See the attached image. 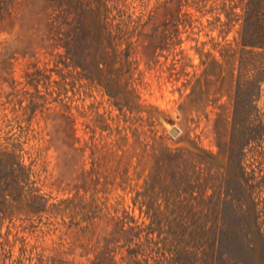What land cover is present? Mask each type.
Returning <instances> with one entry per match:
<instances>
[{
  "label": "rangeland",
  "instance_id": "1",
  "mask_svg": "<svg viewBox=\"0 0 264 264\" xmlns=\"http://www.w3.org/2000/svg\"><path fill=\"white\" fill-rule=\"evenodd\" d=\"M249 1L0 0V264H185L264 231Z\"/></svg>",
  "mask_w": 264,
  "mask_h": 264
},
{
  "label": "trees",
  "instance_id": "2",
  "mask_svg": "<svg viewBox=\"0 0 264 264\" xmlns=\"http://www.w3.org/2000/svg\"><path fill=\"white\" fill-rule=\"evenodd\" d=\"M262 0H250L243 7V13L238 14V19L242 18L241 32L242 36L245 35L250 27L254 25L252 14L255 8ZM224 153L228 151V147L223 150ZM232 206V205H231ZM254 215V211H252ZM252 219L253 231H245V234H240V230L227 229L221 236L213 232L212 242L208 244L207 251L204 252L202 258L195 259L191 257L186 260L185 264H264V231L261 232L260 228L256 226L257 218ZM247 235H251L247 238ZM231 238L234 242L227 243L223 240ZM180 259L175 260V264H183Z\"/></svg>",
  "mask_w": 264,
  "mask_h": 264
},
{
  "label": "water",
  "instance_id": "3",
  "mask_svg": "<svg viewBox=\"0 0 264 264\" xmlns=\"http://www.w3.org/2000/svg\"><path fill=\"white\" fill-rule=\"evenodd\" d=\"M171 132H172V134H176L177 133V130L176 129H173Z\"/></svg>",
  "mask_w": 264,
  "mask_h": 264
}]
</instances>
